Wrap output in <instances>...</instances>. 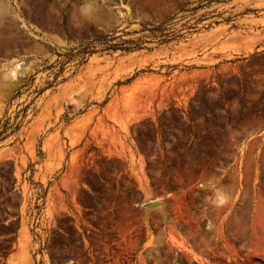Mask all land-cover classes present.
<instances>
[{
    "label": "rangeland",
    "instance_id": "374dc122",
    "mask_svg": "<svg viewBox=\"0 0 264 264\" xmlns=\"http://www.w3.org/2000/svg\"><path fill=\"white\" fill-rule=\"evenodd\" d=\"M0 264H264V0H0Z\"/></svg>",
    "mask_w": 264,
    "mask_h": 264
},
{
    "label": "water",
    "instance_id": "95a60500",
    "mask_svg": "<svg viewBox=\"0 0 264 264\" xmlns=\"http://www.w3.org/2000/svg\"><path fill=\"white\" fill-rule=\"evenodd\" d=\"M158 206V204H153V205H151V206H149L150 208H155V207H157Z\"/></svg>",
    "mask_w": 264,
    "mask_h": 264
}]
</instances>
